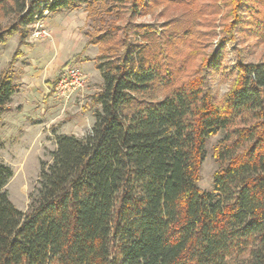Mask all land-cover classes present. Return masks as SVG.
Returning a JSON list of instances; mask_svg holds the SVG:
<instances>
[{
    "label": "trees",
    "instance_id": "1",
    "mask_svg": "<svg viewBox=\"0 0 264 264\" xmlns=\"http://www.w3.org/2000/svg\"><path fill=\"white\" fill-rule=\"evenodd\" d=\"M109 1L0 0V47L19 39L0 76V123L18 92L11 67L37 20ZM112 1L134 16L144 7ZM249 1L236 0L230 29L248 9L264 40V15ZM147 28L129 22L118 40L115 27L89 41L102 47L103 85L87 109L100 110L89 134L57 136L27 212L10 200L14 172L0 162V264H264V62L238 60L218 99L210 74L221 71L222 50L178 85ZM218 134L214 191H202L207 142Z\"/></svg>",
    "mask_w": 264,
    "mask_h": 264
},
{
    "label": "rangeland",
    "instance_id": "2",
    "mask_svg": "<svg viewBox=\"0 0 264 264\" xmlns=\"http://www.w3.org/2000/svg\"><path fill=\"white\" fill-rule=\"evenodd\" d=\"M235 4L236 0H144V7L137 16L132 14L128 3L111 0L91 7L77 4L72 10L44 16L42 25L49 37L41 40L32 36L34 24L26 46L21 48L26 50L25 55L11 67L18 92L0 123V162L14 172L6 187L14 205L22 212L29 210L31 196L39 186L42 165L53 161L58 135L81 138L93 127L94 112L100 107L89 111L87 108L103 85L100 73L94 68L102 47L89 45L90 40L115 27L118 32L114 40H118L121 29L129 22L148 27L147 30L154 33L151 49L159 54L164 70L178 73V85L191 79L206 60L221 49V71L210 74L211 87L221 99L231 83L227 74L238 60L264 62V40L256 35L254 26L259 15L255 17L251 11L243 9L240 14L246 22L231 31ZM248 4L264 15V0H250ZM18 46V36L14 35L0 47V76L9 69ZM49 65L51 69L47 72ZM66 67L79 68L87 76L85 88L69 98L55 92ZM28 70L42 74L33 78L30 87L22 83ZM167 92L160 90V97ZM222 138L223 134H218L207 142L199 183L202 191H214L218 164L213 152Z\"/></svg>",
    "mask_w": 264,
    "mask_h": 264
},
{
    "label": "built area",
    "instance_id": "3",
    "mask_svg": "<svg viewBox=\"0 0 264 264\" xmlns=\"http://www.w3.org/2000/svg\"><path fill=\"white\" fill-rule=\"evenodd\" d=\"M48 12L44 14L46 16ZM42 19H38L34 25L33 38L41 40L49 37L46 29L43 28ZM87 83L85 73L76 67H66L56 83L55 92L64 97H71L73 94L83 90Z\"/></svg>",
    "mask_w": 264,
    "mask_h": 264
},
{
    "label": "crops",
    "instance_id": "4",
    "mask_svg": "<svg viewBox=\"0 0 264 264\" xmlns=\"http://www.w3.org/2000/svg\"><path fill=\"white\" fill-rule=\"evenodd\" d=\"M56 15V14H55ZM47 47H48V45H47ZM27 49V48H26ZM28 50V49H27ZM26 50H22V53H23V55L22 56H24L25 55V52ZM54 63H55V61H54ZM54 63H53V65H54ZM94 68H95V66H94ZM51 68H50V65L49 66H47V68H46V70H47V72L50 70ZM95 70H96V68H95ZM97 71V70H96ZM32 73V74H31ZM25 78H24V80H23V84L24 85H26V86H29L30 87V85H31V83H32V80H33V78H35V79H37L38 77H40L42 74L41 73H39V74H33V72H30L29 70L27 71V72H25ZM26 76H27V78H26ZM26 79H28V81L26 80ZM90 83V82H89ZM28 87V88H29ZM85 91V90H84ZM94 123V122H93ZM55 148H56V146H55Z\"/></svg>",
    "mask_w": 264,
    "mask_h": 264
}]
</instances>
